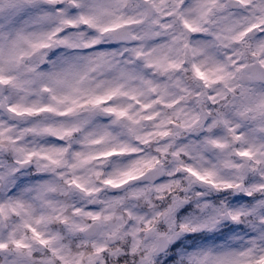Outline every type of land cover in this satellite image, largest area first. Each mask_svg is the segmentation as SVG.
<instances>
[{
  "label": "clouds",
  "instance_id": "1",
  "mask_svg": "<svg viewBox=\"0 0 264 264\" xmlns=\"http://www.w3.org/2000/svg\"><path fill=\"white\" fill-rule=\"evenodd\" d=\"M0 264H264V0H0Z\"/></svg>",
  "mask_w": 264,
  "mask_h": 264
}]
</instances>
